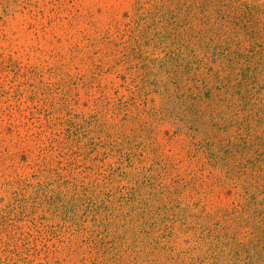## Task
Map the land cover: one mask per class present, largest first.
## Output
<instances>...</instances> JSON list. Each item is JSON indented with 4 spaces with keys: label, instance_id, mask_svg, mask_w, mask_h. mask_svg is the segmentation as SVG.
I'll use <instances>...</instances> for the list:
<instances>
[{
    "label": "rangeland",
    "instance_id": "374dc122",
    "mask_svg": "<svg viewBox=\"0 0 264 264\" xmlns=\"http://www.w3.org/2000/svg\"><path fill=\"white\" fill-rule=\"evenodd\" d=\"M261 137L264 0H0V264H264Z\"/></svg>",
    "mask_w": 264,
    "mask_h": 264
},
{
    "label": "trees",
    "instance_id": "16d2710c",
    "mask_svg": "<svg viewBox=\"0 0 264 264\" xmlns=\"http://www.w3.org/2000/svg\"><path fill=\"white\" fill-rule=\"evenodd\" d=\"M232 126H233V124H231L230 127H232ZM260 140H264V139L261 137ZM230 144H231V149H233V150L235 149L238 156H235V154L232 155V157H235L234 160L236 161V164L234 163L233 165H231L229 170L227 171V173L229 175L233 174L234 168L238 165L241 167H244L245 169L250 167V168H252V172H254V173L250 172V175L254 179H258V180L261 179L262 181H264V143L263 142L258 143V146H257L255 151H258V150H260V151L256 152V154L258 156L254 157V158H251L250 157L251 155H249V151L251 150L252 146H249L247 141L243 140L242 142H239V144H235V143H230ZM252 149H253V147H252ZM236 158L238 160H236ZM244 170H243V174H244V172L247 173ZM255 182H257V181H255ZM252 186H255V183H252V182L245 183V187H247V188H249V187L251 188ZM247 209H249V207ZM262 235H263V232H262ZM262 235H259L260 237L257 238L256 243L253 245L254 248L258 249L257 252L260 250L258 247L261 246L262 243L264 242V239H263L264 236H262ZM244 251H247V250H244ZM259 254H260V251H259ZM249 256L250 255L248 254V257ZM248 257H246V258H248ZM248 260H249V264H253V261H251L250 259H248Z\"/></svg>",
    "mask_w": 264,
    "mask_h": 264
}]
</instances>
